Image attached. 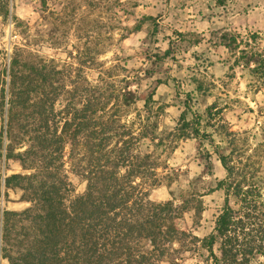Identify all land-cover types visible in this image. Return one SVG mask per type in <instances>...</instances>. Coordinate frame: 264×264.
<instances>
[{
    "label": "rangeland",
    "instance_id": "obj_1",
    "mask_svg": "<svg viewBox=\"0 0 264 264\" xmlns=\"http://www.w3.org/2000/svg\"><path fill=\"white\" fill-rule=\"evenodd\" d=\"M13 73L30 90L12 120ZM65 121L81 126L74 144L42 148ZM193 127L207 135L201 146ZM216 150L247 191V204L229 196L249 215L245 241L264 244V0H0V239L3 211L32 206L7 177L39 183L54 173L75 196L95 156L121 154V174L145 167L132 180L150 202L182 210L175 224L186 236L172 264H212L200 240L224 207ZM1 247L0 264H11Z\"/></svg>",
    "mask_w": 264,
    "mask_h": 264
},
{
    "label": "trees",
    "instance_id": "obj_2",
    "mask_svg": "<svg viewBox=\"0 0 264 264\" xmlns=\"http://www.w3.org/2000/svg\"><path fill=\"white\" fill-rule=\"evenodd\" d=\"M217 2L221 4L222 0ZM11 86L7 104L13 120L26 109L30 89L17 73L12 74ZM185 115L183 111L180 119L187 126ZM72 125L65 121L59 134L40 138L39 144L44 149L65 144L66 140L73 145L81 126L71 129ZM196 125H199L197 121ZM189 136L201 146L207 135L193 127ZM55 152L62 156V150ZM215 154L226 171L225 178L215 186V190L222 189L225 193L224 207L215 219L213 231L200 240V249L208 253L212 264H250L256 256L264 255V244L262 240L245 241L249 215L247 211L242 210L240 215L234 210L229 205V196L241 198L242 204H247V191L242 192L235 184L227 158L217 150ZM203 157L206 169L211 171L210 154L206 151ZM120 159L121 154L104 159L95 156L92 168L83 175L85 189L75 196L70 195V183L54 173H47L48 180L39 183L20 174L7 177L5 187L29 192L30 197L25 200L32 206L19 212L3 211L0 242L4 258L11 264H160L163 261L172 264L181 259L174 245L186 236L175 224L182 210L171 201L150 202L145 183L132 180L135 176L142 178L145 167L138 164L133 172L123 175ZM194 210L200 213L198 204ZM217 241L218 255L213 251Z\"/></svg>",
    "mask_w": 264,
    "mask_h": 264
}]
</instances>
